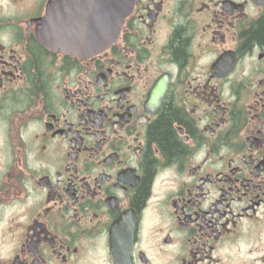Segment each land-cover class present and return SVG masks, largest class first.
Returning <instances> with one entry per match:
<instances>
[{
    "label": "flooded vegetation",
    "instance_id": "obj_1",
    "mask_svg": "<svg viewBox=\"0 0 264 264\" xmlns=\"http://www.w3.org/2000/svg\"><path fill=\"white\" fill-rule=\"evenodd\" d=\"M51 2L59 41L94 24L0 0V264H264V0H135L85 56L40 42Z\"/></svg>",
    "mask_w": 264,
    "mask_h": 264
},
{
    "label": "water",
    "instance_id": "obj_2",
    "mask_svg": "<svg viewBox=\"0 0 264 264\" xmlns=\"http://www.w3.org/2000/svg\"><path fill=\"white\" fill-rule=\"evenodd\" d=\"M135 0H92L94 24H85L81 32L71 34L68 42L57 39L54 28L53 2L48 6V16L40 29V42L51 50L62 47L67 54L85 56L98 54L110 47L121 32L126 18L133 10ZM165 86L159 84L152 99L163 95Z\"/></svg>",
    "mask_w": 264,
    "mask_h": 264
},
{
    "label": "trees",
    "instance_id": "obj_3",
    "mask_svg": "<svg viewBox=\"0 0 264 264\" xmlns=\"http://www.w3.org/2000/svg\"><path fill=\"white\" fill-rule=\"evenodd\" d=\"M252 38L258 40L261 43H264V20L258 25L257 29H255L251 33ZM182 39H176V50H177V58L181 61L184 59L185 53V45ZM171 111V112H170ZM176 110H170V114L165 116L160 120V123L155 127L153 134L154 139L163 147L164 151L172 155L176 150L180 149V146L176 143L175 135L172 132V119L177 118Z\"/></svg>",
    "mask_w": 264,
    "mask_h": 264
}]
</instances>
